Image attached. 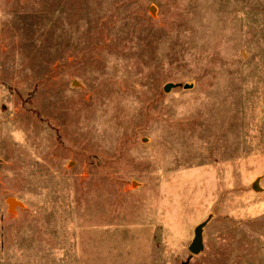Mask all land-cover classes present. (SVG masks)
Instances as JSON below:
<instances>
[{
	"label": "rangeland",
	"instance_id": "obj_1",
	"mask_svg": "<svg viewBox=\"0 0 264 264\" xmlns=\"http://www.w3.org/2000/svg\"><path fill=\"white\" fill-rule=\"evenodd\" d=\"M0 264H264V0H0Z\"/></svg>",
	"mask_w": 264,
	"mask_h": 264
},
{
	"label": "water",
	"instance_id": "obj_2",
	"mask_svg": "<svg viewBox=\"0 0 264 264\" xmlns=\"http://www.w3.org/2000/svg\"><path fill=\"white\" fill-rule=\"evenodd\" d=\"M171 86H172V84H166L164 86V90L167 91ZM7 202H8L10 207H13L14 204H16V201L13 198H8ZM202 225L203 224H200L199 226H197V228L194 231V239H193V242H192V244L190 246V250L193 253L198 252L201 249V247H202V243H201V229H202Z\"/></svg>",
	"mask_w": 264,
	"mask_h": 264
}]
</instances>
